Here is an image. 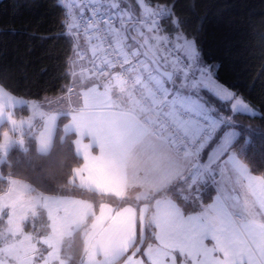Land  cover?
Wrapping results in <instances>:
<instances>
[{
    "label": "snow or ice",
    "instance_id": "snow-or-ice-1",
    "mask_svg": "<svg viewBox=\"0 0 264 264\" xmlns=\"http://www.w3.org/2000/svg\"><path fill=\"white\" fill-rule=\"evenodd\" d=\"M65 2L70 83L41 100L0 85V264H264V173L245 160L255 140L264 148V127L235 119L259 113L219 81L174 0H137L138 15L128 0H88L87 18L82 2ZM82 24L89 69L78 63ZM58 132L61 144L75 137L82 160L66 185L46 193L13 175L14 150L32 165V142L47 156ZM73 189L122 200L135 191L136 205L101 203L97 214L61 194Z\"/></svg>",
    "mask_w": 264,
    "mask_h": 264
},
{
    "label": "trees",
    "instance_id": "trees-1",
    "mask_svg": "<svg viewBox=\"0 0 264 264\" xmlns=\"http://www.w3.org/2000/svg\"><path fill=\"white\" fill-rule=\"evenodd\" d=\"M147 2L155 4L157 0ZM174 3L177 16L187 20L184 30L190 37H196L204 58L208 63L220 65L219 81L259 110L255 118L237 115L235 119L246 125L264 127V119L260 118L264 115V0H174ZM136 9L133 7L138 15ZM65 15L63 0H0V85L30 100L60 93L69 79L68 58L73 56V39L62 24ZM26 114V108L16 110L17 117ZM66 122L61 119L60 126ZM3 130L0 128V132ZM59 135L58 132L47 156L37 155L32 142L28 154L32 165L24 163L23 154L14 150L9 157L13 161V175L46 193L66 185L71 168L82 160L75 157L69 143L75 137L61 144ZM17 157L20 163H16ZM245 160L254 174L264 173V148L260 140L253 142ZM3 172L7 174V166ZM4 186L0 181V188ZM61 194L90 201L96 212L103 202L116 207L136 205V201L128 198L122 200L80 189ZM190 210L184 208L186 213ZM45 224L46 215H41L36 227L45 230ZM26 228L31 230L32 224L29 222ZM75 243L78 254L79 237Z\"/></svg>",
    "mask_w": 264,
    "mask_h": 264
},
{
    "label": "built area",
    "instance_id": "built-area-1",
    "mask_svg": "<svg viewBox=\"0 0 264 264\" xmlns=\"http://www.w3.org/2000/svg\"><path fill=\"white\" fill-rule=\"evenodd\" d=\"M79 2H82L84 5H85V8H84V17L87 18V17H90L91 16V10L89 7H87V4H88V0H78V3ZM76 14L77 16H79V9L77 8L76 9ZM84 27L85 25L82 24L81 25V28H80V32H81V35L85 37V33H84ZM89 35H91V33H88ZM80 51L83 55V60L79 61V67H82L84 69H89L92 67V60H93V57H90L87 52L80 48ZM75 59V57H74Z\"/></svg>",
    "mask_w": 264,
    "mask_h": 264
},
{
    "label": "crops",
    "instance_id": "crops-1",
    "mask_svg": "<svg viewBox=\"0 0 264 264\" xmlns=\"http://www.w3.org/2000/svg\"><path fill=\"white\" fill-rule=\"evenodd\" d=\"M63 3L64 4H66V2H65V0H63ZM92 43L93 44H95V43H97V41H95V40H93L92 41ZM80 46L81 47H83V48H85L87 51H88V53L90 54V55H92V53H91V50H90V45L86 42V40L85 39H83L82 37L80 38ZM52 96H55V95H48V97H52ZM18 97H21V96H18ZM45 97V96H44ZM43 97V98H44ZM35 100H41V99H35ZM85 143H87V140H85ZM98 151V150H97ZM135 191H130L129 193H128V199H130V200H134L135 201V199H134V197H135ZM76 198H78V197H76ZM79 199H82V198H79ZM103 203H105V202H103ZM105 204H108V203H105ZM110 207H112L113 209H116V210H119L120 208H123V207H127V206H135V205H133V204H126V205H122V206H119V207H116V206H114V205H112V204H108ZM99 210L100 209H98L97 210V214H99ZM192 210H190L189 212H191ZM179 259H180V257L178 256V261H179Z\"/></svg>",
    "mask_w": 264,
    "mask_h": 264
},
{
    "label": "rangeland",
    "instance_id": "rangeland-1",
    "mask_svg": "<svg viewBox=\"0 0 264 264\" xmlns=\"http://www.w3.org/2000/svg\"><path fill=\"white\" fill-rule=\"evenodd\" d=\"M146 2H147V0H146ZM121 3L123 4V0H121ZM128 3L129 4H131L133 7H137V9H136V12L139 14V4H138V2H137V0H128ZM135 3V4H134ZM148 3V2H147ZM143 58V57H142ZM230 88V87H229ZM233 90V89H232ZM234 91V90H233ZM238 95V94H237ZM32 100H35V99H32ZM256 108V107H255ZM256 110H257V112L259 113V110L256 108ZM28 114H26V115H24V116H27ZM19 118V117H18ZM37 124H39V121H37ZM85 200V199H84ZM109 204V203H108ZM40 219V216L36 219L37 221ZM30 224H32L31 222H30ZM39 225H42V222L39 224ZM35 226H36V221H35ZM37 229H40V226H37L36 227ZM26 230H28L27 228H26ZM41 230V232H43L44 230H42V229H40ZM145 247H146V245H144ZM177 256H179V254H177ZM177 260H178V257H177ZM121 264H122V262H121Z\"/></svg>",
    "mask_w": 264,
    "mask_h": 264
}]
</instances>
